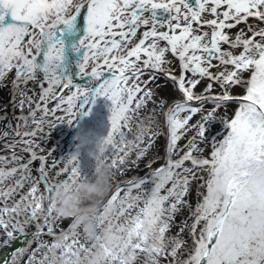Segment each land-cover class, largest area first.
I'll return each mask as SVG.
<instances>
[{
  "label": "snow or ice",
  "instance_id": "snow-or-ice-1",
  "mask_svg": "<svg viewBox=\"0 0 264 264\" xmlns=\"http://www.w3.org/2000/svg\"><path fill=\"white\" fill-rule=\"evenodd\" d=\"M78 13L84 85L57 70L53 38ZM4 88L0 247L20 243L0 264H264V0H0ZM96 97L107 127L90 155L112 178L89 242L47 199L81 176L77 151L47 142Z\"/></svg>",
  "mask_w": 264,
  "mask_h": 264
},
{
  "label": "bare ground",
  "instance_id": "bare-ground-1",
  "mask_svg": "<svg viewBox=\"0 0 264 264\" xmlns=\"http://www.w3.org/2000/svg\"><path fill=\"white\" fill-rule=\"evenodd\" d=\"M9 16L7 12L5 13L4 21L2 23H7L9 21ZM240 27V25H237ZM60 30V31H59ZM230 31L235 32L236 28ZM83 35V18L82 14L78 13L73 17L71 25L68 28H64L63 25L57 26V31L54 33L53 38H59L62 41V60L60 65H58L57 70L62 71L64 74L69 75L74 83L77 84H87L86 77L76 76V61L82 54V49L76 48L73 50V45L79 41L80 37ZM11 71L8 73V79L11 78ZM7 99V89H0V103H3ZM50 106V105H49ZM16 110L9 107H3L0 109V114L7 113L9 115L15 114ZM59 114V113H58ZM107 114H108V101L103 97H96L92 102L91 107L87 108L86 114L77 113L70 122H60L56 124L50 133V138L48 140V145L51 146L55 142L56 152L54 155H60L63 153L77 151V158L80 162V172L81 175H87L90 171V165L92 156L90 153L95 151V142L99 137H102L106 132L107 127ZM195 119V117H193ZM5 119L0 120V130H3V125L6 122ZM13 123H15L13 121ZM163 137L158 138L157 144H162ZM180 143H183L181 140ZM207 151V149L205 150ZM162 148L157 150V154H161ZM0 154H3L0 152ZM160 161H156L153 167L156 166ZM35 164V161L33 162ZM146 171L143 167V161L141 164L135 168H129L124 173L123 176L117 175V180H123L129 178L133 175H141ZM179 219V215L176 217ZM68 221L62 219L60 221L61 226L65 225ZM47 238V237H45ZM82 239V237H81ZM20 242L18 240L13 241L10 245L0 247V259H3L5 253L10 251L11 248L18 246Z\"/></svg>",
  "mask_w": 264,
  "mask_h": 264
},
{
  "label": "clouds",
  "instance_id": "clouds-1",
  "mask_svg": "<svg viewBox=\"0 0 264 264\" xmlns=\"http://www.w3.org/2000/svg\"><path fill=\"white\" fill-rule=\"evenodd\" d=\"M56 50H52L55 56ZM101 137L95 142L98 145ZM112 169L101 157L92 155L90 171L87 175L74 178L71 182H57L47 194L53 205V214L61 219L72 217L85 241L92 242L97 235V220L101 214L108 215V207L101 208V202L111 186ZM223 185L214 180L205 192L210 200L221 198Z\"/></svg>",
  "mask_w": 264,
  "mask_h": 264
},
{
  "label": "rangeland",
  "instance_id": "rangeland-1",
  "mask_svg": "<svg viewBox=\"0 0 264 264\" xmlns=\"http://www.w3.org/2000/svg\"><path fill=\"white\" fill-rule=\"evenodd\" d=\"M60 31V30H59Z\"/></svg>",
  "mask_w": 264,
  "mask_h": 264
}]
</instances>
